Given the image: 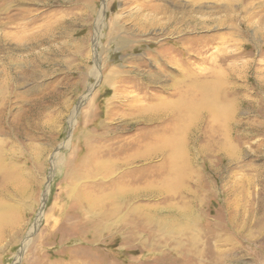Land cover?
<instances>
[{
    "label": "rangeland",
    "instance_id": "rangeland-1",
    "mask_svg": "<svg viewBox=\"0 0 264 264\" xmlns=\"http://www.w3.org/2000/svg\"><path fill=\"white\" fill-rule=\"evenodd\" d=\"M186 69L218 83L211 142L205 108L166 131ZM0 160V264H264V0H0Z\"/></svg>",
    "mask_w": 264,
    "mask_h": 264
},
{
    "label": "bare ground",
    "instance_id": "bare-ground-1",
    "mask_svg": "<svg viewBox=\"0 0 264 264\" xmlns=\"http://www.w3.org/2000/svg\"><path fill=\"white\" fill-rule=\"evenodd\" d=\"M104 7H105V5H104ZM104 10L106 11V8H103V11ZM192 18L193 17H191V18L185 17L183 19H180V22H184L185 24L190 23V25L192 23H195L198 26L199 25H203V26L204 25H208V23L206 21H199V20L196 21L197 19H195V22H194V20H193L194 18L193 19ZM100 22H101V18L99 20V23ZM204 28H206V27H204ZM202 53H204V50L201 51L198 55H201L202 56ZM222 61H225V60H222ZM186 73L187 74L190 73L189 75H187L188 82H185L186 81L185 80L184 82H181L180 84L178 83V85H180L182 87V89L185 91L184 93L188 94V98H187L186 94L179 96V98H178L179 100L177 101V103H178L177 105L180 106V110L177 109L178 110V113H177L178 115L176 117H174V120L171 123H168V125L166 127V131H169L170 134L174 132V134H173V137H174L175 134L176 135L178 134L177 133L178 132L177 130H179L180 128H183V126H185V124L187 123V120H190V116L192 115V112L198 113V111L200 112V110H199L200 108H201V110L203 108H205L209 112V114H208L207 121H206V123H208V125H205L204 138H205L206 141L211 142L212 139H213V137L217 134V132H218V134L221 133L220 127L219 128H217V127H218V124H220L222 122V120H224V118H225L224 116H221L222 114L217 115V112H215L216 111L215 110V107H218L219 104H220L219 97L216 98V96L214 94L215 93L214 90L216 89L218 83H216L214 80H212L211 79V76H208L209 74L203 75L200 72H199V74L198 73H192L191 71H189V69H186ZM164 117H165V115H163L162 114V111H161V112L155 113L152 116H149V118L146 117L147 118L146 119V122H154V121H157L158 122V121H160L161 124H162V119ZM153 134L154 133H150V132L149 133L142 134L140 137L136 138L131 143L124 144L123 146H120L118 149H115V150H112V151L108 152V155L111 156V158H112L113 156H118L122 152H126L128 150H133L136 153L137 156H133V157L132 156L131 157L129 156L126 159V161L122 163V166H128V165L134 164V162L137 161V157L138 158L145 159V160H148V159H151L153 156H156L158 154H162V141H163L162 134H158V135H153ZM165 137H168V136H165ZM167 141H169V140H167ZM164 142H165V139H164ZM131 146H134V147H131ZM152 149H154V150L152 151ZM165 149L166 148H164V150ZM93 155H94V153H93ZM174 155H175V153H174ZM90 156H91V154L88 156V158H91ZM167 159L168 160L166 161L167 162L166 163V166H169V167L176 166V164H174L172 162L173 160H172L171 157L168 156ZM87 162L88 161H87V158H86L85 159V163L83 165V168L84 167L85 168H88L89 163H88V165L86 167ZM7 165L5 163L3 164V163L0 162V170H1L0 171V173H1L0 181H1V183L4 182V184L6 185V187H7L8 184L11 185L13 182L15 183V181L18 179L16 173L13 172L10 168H8ZM87 170H90V168H88ZM152 170L154 172H162V164L159 165V166H156V167L152 168ZM91 173L92 172H87V171L83 170V173L81 172L79 174V177H77V178H80V177L82 178V176L84 174H85V176H89ZM75 175H77V174H75ZM137 175H138L137 172H131V173H129V175H127L128 176L127 181L129 180L131 182H135V181L142 180L140 178H136ZM84 189H86V188L84 187ZM84 189H83V193H81L79 195V197H78L80 203H82V195L84 194L85 195L83 197L84 204H82V205H86L87 206L90 203H93L94 207L91 206L90 208H94L95 209V212H94L95 213V216L99 215L100 213L98 211H96L97 210V207H96L97 203H94L91 200V198H93V197L96 196L95 193H94L95 192V188L93 190V188H90V187L88 188L87 187L88 191L86 189V192L84 191ZM138 195L139 194L134 195V194H130L129 193L128 196L127 195H123L122 197H123V199L125 198V201L127 202V201H130V200L134 199V198H137ZM102 215H100V217ZM107 215H109V213H106L105 212L104 213V216H107ZM102 218H105V217H102ZM189 229H190V227H189Z\"/></svg>",
    "mask_w": 264,
    "mask_h": 264
}]
</instances>
